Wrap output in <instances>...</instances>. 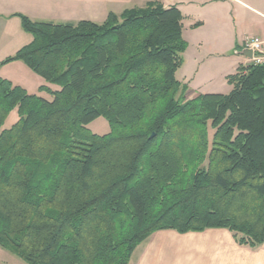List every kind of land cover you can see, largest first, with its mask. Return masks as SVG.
Instances as JSON below:
<instances>
[{
    "label": "trees",
    "instance_id": "obj_1",
    "mask_svg": "<svg viewBox=\"0 0 264 264\" xmlns=\"http://www.w3.org/2000/svg\"><path fill=\"white\" fill-rule=\"evenodd\" d=\"M13 16L33 40L0 66L23 61L60 89L0 76V247L26 264H129L161 230L264 243V64L239 65L227 94L188 97L177 5L102 23Z\"/></svg>",
    "mask_w": 264,
    "mask_h": 264
},
{
    "label": "crops",
    "instance_id": "obj_2",
    "mask_svg": "<svg viewBox=\"0 0 264 264\" xmlns=\"http://www.w3.org/2000/svg\"><path fill=\"white\" fill-rule=\"evenodd\" d=\"M140 1L0 0V62L33 40V36L23 29L20 17L13 16L15 13L26 14L34 21L56 22L81 17L102 23L111 11L120 14L123 12L118 10L120 7L137 5ZM163 3L166 7L176 4L174 0ZM197 6L198 14L180 8L184 15L183 34L188 48L177 78L188 84L189 97L201 93L227 94L233 88L228 82V75L235 73L239 65L249 63V57L241 52L244 49L243 40L248 36L264 37V0L242 2L236 14V8L231 11L227 0H203ZM79 11L84 14H70ZM247 12L258 20L248 21L251 15ZM196 23L200 25L195 27ZM249 23L255 24L254 32H247ZM10 64L18 69L15 75L26 72L23 61ZM41 85L54 88L51 83L41 82L40 79L36 86L38 94L43 93L39 91ZM23 87L30 92L27 86ZM129 264H264V243L257 248L241 245L226 229L186 234L161 230L138 245Z\"/></svg>",
    "mask_w": 264,
    "mask_h": 264
},
{
    "label": "rangeland",
    "instance_id": "obj_3",
    "mask_svg": "<svg viewBox=\"0 0 264 264\" xmlns=\"http://www.w3.org/2000/svg\"><path fill=\"white\" fill-rule=\"evenodd\" d=\"M150 1V0H142L140 1V3H138L137 5L135 4H128L125 5L126 7H120L118 10H125L127 8H132V7H143L146 5V3ZM161 2H164L166 0H159ZM253 0H227V2L231 5V11L233 10V8L235 9V14L236 12H238L239 10V5H241L242 2H252ZM260 1V0H257ZM174 2H176L175 5L181 6L179 8H182L185 10V12H191L193 14H198L199 8H198V4L203 2V0H174ZM189 6V8L187 7ZM187 7V8H186ZM115 9L117 10V7H115ZM120 12V11H118ZM71 16L72 14L74 16H82L81 14H84L83 12H77V13H70ZM247 15H251V13L247 12ZM80 20H83L81 17L78 18H74V19H61L58 20L56 22L60 23V22H78ZM258 20V18L248 16V21L250 22H256ZM187 23V22H186ZM235 23V22H234ZM233 23L234 29L236 30V24ZM248 31L247 32H254L255 30V24H251L249 23L248 25ZM25 68H26V72L21 73L19 75H15V73L18 71V69L14 66V64H6L5 66H0V76L5 77V78H10L12 79L15 83L17 84H21L23 86H27V88H29L30 92L32 93H37L38 94V90H37V81L41 82H46L44 80V78H42L39 74H37L36 72H34L31 68H29V66H27L26 64ZM28 72V73H27ZM180 76V74H177ZM40 79H39V78ZM14 83V84H15ZM52 87H54V89H60L59 86L52 84ZM190 92H187V96L189 97ZM39 95L44 96L48 99H52V96L47 94L46 92L43 93H39ZM18 120V114L17 111H13L7 121L6 124L7 125H11L14 122H16ZM91 130L95 133H99V134H105L107 132L110 131V126L108 121L104 118V117H100L99 119L95 120L94 122H92L90 124ZM211 135L213 134V131L210 130ZM0 264H26L24 261H22L20 258H18L17 256H15L13 253H11L10 251L0 247Z\"/></svg>",
    "mask_w": 264,
    "mask_h": 264
},
{
    "label": "built area",
    "instance_id": "obj_4",
    "mask_svg": "<svg viewBox=\"0 0 264 264\" xmlns=\"http://www.w3.org/2000/svg\"><path fill=\"white\" fill-rule=\"evenodd\" d=\"M243 46L253 51V56L249 58V63L264 64V37L248 36L243 40Z\"/></svg>",
    "mask_w": 264,
    "mask_h": 264
},
{
    "label": "water",
    "instance_id": "obj_5",
    "mask_svg": "<svg viewBox=\"0 0 264 264\" xmlns=\"http://www.w3.org/2000/svg\"><path fill=\"white\" fill-rule=\"evenodd\" d=\"M241 52L249 58H252L253 56V51L250 48H244Z\"/></svg>",
    "mask_w": 264,
    "mask_h": 264
}]
</instances>
